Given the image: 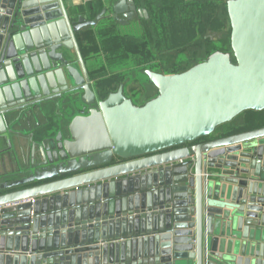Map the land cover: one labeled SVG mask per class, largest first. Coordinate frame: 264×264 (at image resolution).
Returning <instances> with one entry per match:
<instances>
[{"label": "water", "instance_id": "water-1", "mask_svg": "<svg viewBox=\"0 0 264 264\" xmlns=\"http://www.w3.org/2000/svg\"><path fill=\"white\" fill-rule=\"evenodd\" d=\"M66 1L0 0V264H264V126L201 140L264 110V0L227 1L230 52L144 70L141 105L101 98L76 34L147 10Z\"/></svg>", "mask_w": 264, "mask_h": 264}, {"label": "trees", "instance_id": "trees-1", "mask_svg": "<svg viewBox=\"0 0 264 264\" xmlns=\"http://www.w3.org/2000/svg\"><path fill=\"white\" fill-rule=\"evenodd\" d=\"M228 0H135L137 7L147 10L148 16L140 17L143 38L123 35L118 22L105 15L96 26L81 29L77 34L84 60L100 55L101 66L88 68L91 80L96 82L101 98L118 89L124 82V71L109 73L110 66L133 59L135 67L151 69L164 74L185 71L202 62L215 51H231V24ZM106 6V0H90L72 9L77 19L80 15L94 19ZM210 32V33H209ZM213 33L221 34L215 38ZM158 92H156V96ZM152 97H146L144 104ZM244 124L234 120L216 128L210 136L224 137L255 126H264V110H248ZM238 116V117H239Z\"/></svg>", "mask_w": 264, "mask_h": 264}, {"label": "rangeland", "instance_id": "rangeland-1", "mask_svg": "<svg viewBox=\"0 0 264 264\" xmlns=\"http://www.w3.org/2000/svg\"><path fill=\"white\" fill-rule=\"evenodd\" d=\"M117 26L119 32L123 35H129L138 39L143 38V27L140 19L137 17L129 20L128 23H118ZM213 36L215 38H220L221 34L213 33ZM228 52H230V49H228ZM85 62L87 65L92 63L91 68L96 65L101 66L103 64V60L100 55L93 56L92 59H87ZM118 70H123L125 72L123 75L125 94L132 98L135 104L141 105L146 97H152V94L156 92L153 88H151V86H149L148 76L145 72L140 71L135 67L131 56L130 60L126 63H120L117 65L114 64V66H110L109 73L117 72Z\"/></svg>", "mask_w": 264, "mask_h": 264}, {"label": "crops", "instance_id": "crops-1", "mask_svg": "<svg viewBox=\"0 0 264 264\" xmlns=\"http://www.w3.org/2000/svg\"><path fill=\"white\" fill-rule=\"evenodd\" d=\"M87 1H90V0H67L66 1V5H67V10H68V12H69V14L71 15V17H72V19H74V20H77L75 17V13L72 11V9L73 8H75V7H77V6H82V5H85L86 4V2ZM105 1V0H104ZM113 1H116V0H106V6L107 7H109V6H111L112 5V2ZM139 8V7H138ZM139 9H142V8H139ZM111 14L110 13H107V16H110ZM80 16H82V15H80ZM136 17L138 18V19H140V17H142V16H138V15H136ZM87 19V18H86ZM89 20V19H88ZM103 21V18L101 19V21L99 22V23H101ZM71 55H72V58L74 59V60H76L77 59V54L75 53V52H73V53H71ZM88 66V68H91V66H92V63H89V65H87ZM94 66V65H93ZM95 67V66H94ZM92 85H93V87L95 88L96 87V89H98V87L96 86V82L95 81H93L92 80ZM149 86H151V85H149ZM151 88H153L156 92H157V90L155 89V87H153V86H151ZM156 92H154L153 94H152V96L153 95H155L156 94ZM247 116L248 115H243V116H239V117H237L235 120H234V123L233 124H235V125H241V124H244V122H245V118L247 119ZM44 121H45V116H43L42 114H39L38 115V118H37V120L35 121L36 123L37 122H41V123H44ZM10 164V163H9ZM8 169H10V166L8 165ZM1 172H4V169L2 168V164H1V162H0V173Z\"/></svg>", "mask_w": 264, "mask_h": 264}, {"label": "built area", "instance_id": "built-area-1", "mask_svg": "<svg viewBox=\"0 0 264 264\" xmlns=\"http://www.w3.org/2000/svg\"><path fill=\"white\" fill-rule=\"evenodd\" d=\"M189 158H194V157H189ZM184 161H186V159H180V160H178V161H176V162H178V163H183Z\"/></svg>", "mask_w": 264, "mask_h": 264}, {"label": "flooded vegetation", "instance_id": "flooded-vegetation-1", "mask_svg": "<svg viewBox=\"0 0 264 264\" xmlns=\"http://www.w3.org/2000/svg\"><path fill=\"white\" fill-rule=\"evenodd\" d=\"M121 162V161H120Z\"/></svg>", "mask_w": 264, "mask_h": 264}]
</instances>
